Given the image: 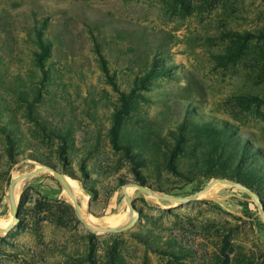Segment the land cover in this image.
<instances>
[{
	"label": "rangeland",
	"instance_id": "1",
	"mask_svg": "<svg viewBox=\"0 0 264 264\" xmlns=\"http://www.w3.org/2000/svg\"><path fill=\"white\" fill-rule=\"evenodd\" d=\"M0 222V264H264V0H0Z\"/></svg>",
	"mask_w": 264,
	"mask_h": 264
},
{
	"label": "bare ground",
	"instance_id": "2",
	"mask_svg": "<svg viewBox=\"0 0 264 264\" xmlns=\"http://www.w3.org/2000/svg\"><path fill=\"white\" fill-rule=\"evenodd\" d=\"M61 179L65 182V184H67L68 186H70V188L72 187L73 188V191L74 192H76V185L74 184V182L71 180V179H69V178H67V177H61ZM17 182V181H16ZM15 182V183H16ZM71 188V189H72ZM69 189V188H68ZM19 191V186H18V184H16L15 186H14V196L13 195H11V197H9V201L11 200H15L14 199V197L16 198V196H17V192ZM132 191V188L131 187H126L125 188V192H128V193H130ZM78 193H79V191H78ZM122 215H119V214H114V215H110V216H108L107 218H105L104 220H102L101 221V223H102V225L103 226H117V225H119V224H121L123 221H124V219H122ZM129 224V223H128ZM128 224H126V225H123V226H117V227H125V226H127ZM0 227H1V222H0Z\"/></svg>",
	"mask_w": 264,
	"mask_h": 264
},
{
	"label": "water",
	"instance_id": "3",
	"mask_svg": "<svg viewBox=\"0 0 264 264\" xmlns=\"http://www.w3.org/2000/svg\"><path fill=\"white\" fill-rule=\"evenodd\" d=\"M54 174H55V176H56L57 178H59V179L61 180L63 186H66L65 182L60 178L59 174H58L56 171L54 172ZM30 176H31V174H28V175H20L18 178L23 179V178H28V177H30ZM18 178L13 177V178L11 179V181H10V195H13V196H14V185H15V182H16V180H17ZM9 209H10V211H11L12 218H11V220H10V222H9L8 227L11 226L13 222H17V221H19V218H18V216H17V209H16L15 200H12V201L10 202ZM78 211H79V208H78ZM118 229H120V228L112 229V230H110V231H114V230H118Z\"/></svg>",
	"mask_w": 264,
	"mask_h": 264
}]
</instances>
